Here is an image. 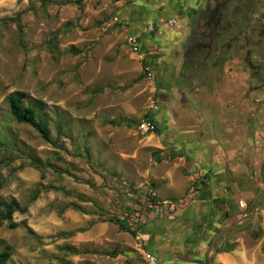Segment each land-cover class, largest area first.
Segmentation results:
<instances>
[{"label": "rangeland", "instance_id": "rangeland-1", "mask_svg": "<svg viewBox=\"0 0 264 264\" xmlns=\"http://www.w3.org/2000/svg\"><path fill=\"white\" fill-rule=\"evenodd\" d=\"M77 1L0 0V200L16 199L27 208L16 211L12 221H3L0 249L11 247L9 264H134L107 255L121 242L128 248L137 238L123 233L111 219H127L144 233L149 214L171 218L184 208L194 213L187 217L192 243L208 251L219 230L247 222L262 199L251 184L230 183L223 185L228 192L222 201L210 200L216 192L212 178L222 173L211 168V156L190 152L197 145L204 150L200 144L185 145L191 138L180 136L183 129L178 125L185 117L177 85L168 89V72L164 78L149 75L145 59L129 45L132 25L127 18L134 21L143 15L146 23L152 19L145 36L154 41L155 21L166 31L183 27L179 12H161L153 0H145L138 11L128 9L135 0ZM123 8L127 18L121 20ZM154 54L152 70L163 63L160 51ZM15 92L23 95L24 105L38 108L52 142L14 118L9 96ZM193 99L188 97L186 103L195 111L199 108ZM194 113L201 128L212 132L215 147L224 149L228 137L237 144L232 134L221 135L210 115ZM122 118L128 121L114 123ZM147 118L156 120L155 132L139 129ZM171 168L191 177V185L182 197L168 200L159 189L166 186L165 172ZM245 173L242 170L239 178H247ZM254 173L255 192L264 197V188L256 186V177L264 179V167L254 168ZM149 193L158 201L153 203ZM94 226V239L87 240L85 232ZM238 236L248 239L247 264H264V206L246 227L219 236L212 251L227 249L229 240Z\"/></svg>", "mask_w": 264, "mask_h": 264}, {"label": "crops", "instance_id": "crops-1", "mask_svg": "<svg viewBox=\"0 0 264 264\" xmlns=\"http://www.w3.org/2000/svg\"><path fill=\"white\" fill-rule=\"evenodd\" d=\"M153 1L157 6H160L159 11L161 12L163 10L166 12L171 11L172 13H175V11L179 12L180 18L184 24L183 27L181 26V28L179 29L166 31L163 27H161L160 24L157 23L158 21H155L154 24L157 33H160L163 39L162 41L158 42L157 38L155 37L154 42L151 39L152 37L150 39H147V37L145 36L147 35V32L145 33V27L148 22H154L152 21V19H147L148 22L146 23V17L143 15H139L133 21L123 15V13L126 11V9L123 8L120 11V15L122 17L121 20H124L123 18H127L131 21L132 29L126 38L128 39V36L132 34H137L139 36L140 52L136 54H139L140 57L145 59L146 62L151 63L152 59L154 60V62H157L154 58V52L160 51L161 61H163V63L158 65V69L152 70V74H154L155 72L159 78H164L163 73L168 72V79H170V77H172L178 70L179 66L181 65L180 63H182L181 59H176V61L172 57L176 54L177 49L175 48H177L178 45L183 43L187 38L190 31L191 22L194 23L199 18L201 19V10L205 8L207 3L206 0ZM145 3V0H135L130 4L128 9L138 11L139 9L144 7ZM162 3H165V5H160ZM147 13H150L149 9H147L145 15ZM172 19H174V17L170 18V20ZM137 23H141L143 25H137ZM147 44H155V48H153L152 46L150 48L147 46ZM149 48L151 49L150 52H148ZM163 50H165L166 53H163ZM227 68L228 63L226 64L222 72L218 85L212 86L205 91L202 90L196 95V98L194 97L193 101L196 102V105L199 108L198 110H191L189 108V104L180 106L182 108L181 113H183L185 117L184 124L187 120H193L195 124L192 126L191 122H187L185 125L186 127L183 126L184 124L178 125L180 126V128L182 126L183 129V132L180 134V136L182 138H191L185 140V145L188 142L189 144L190 142H192L193 144H200L204 148V150H199L197 145V147L195 148L191 147L192 150L190 152H198L201 155L204 154L211 156L210 160L214 161L211 168L214 169L216 173H222L223 175L219 176L222 179L220 181L218 176L212 178L213 181L215 180L216 192H213V195L210 198L211 201H222L221 195L228 192V189L223 192V185H230V183H233V185L236 184L241 186L251 184L253 188V186L255 185L254 180H256L254 178V168L261 169L262 167H264V117L257 118L254 126H252L246 118L242 119L237 114L233 116L230 100V90L232 87L230 77L227 74ZM207 97L213 98L210 99L207 104H203L204 100ZM212 100H215L216 102L211 103ZM197 111L204 112L205 114L207 113L211 116L212 120L215 119L219 123L218 130L221 132V135L228 137L229 134H232L233 136H231V138L236 140L237 144L233 143L230 137H228L229 140L227 139L226 141H224L225 146L227 144V141L230 143L224 149L215 147L213 144V139H211L210 137L212 136V132L208 131L209 129L206 130L201 128V121L197 120L194 113ZM185 128L191 131L193 135L190 136L189 133H185ZM199 128H201L203 131H199ZM206 136L207 138H209V140H206ZM214 152L223 153V158H218V156L214 157ZM174 168L166 169V186L159 189V193H162L163 197L169 198L168 200H170V198L177 199L182 197L191 185V177L184 176L182 174L179 175V173L177 174L175 172L177 170H174ZM242 170L246 171L245 175H247V178H239ZM256 178V186L264 188V186H262L264 184V179L261 180L259 177ZM200 202L204 203L202 200H200ZM186 213H191V211L184 208L180 209L175 212L174 215L171 216V218L167 217L165 213L164 216L163 213L160 214L161 216L157 214L154 215L153 213L149 214L150 218L148 220V223L146 224V230L144 231V233L138 231L136 235L137 238L133 242H130V247L126 248L124 244L125 241H123L120 244L121 247L115 248L116 251L111 250L112 252H117V254L115 255V259L119 258L121 260H124L125 263L129 261L134 264H144L143 252L144 250H149L158 256L161 264H185V261L195 264H204L202 260L208 259V251L204 250V247L201 244H198V242L192 243L190 235L193 233V230L191 228V224L187 223V217L192 218V215L194 213ZM96 229V226L88 229L85 232V234L87 233L85 238L92 241L94 239ZM123 233L128 232L123 231ZM141 235H146V240L143 242V247H141L139 241L137 240ZM242 236L230 239V247H228L227 249L212 251L210 253V257L213 261V264H247L248 260H251L250 250L247 242L248 239H245ZM125 238H127V236ZM90 241H87L86 243H90ZM85 250L86 255L90 256V249ZM109 252L110 251H107L106 253L107 255L111 256ZM206 262L208 263L209 261L206 260Z\"/></svg>", "mask_w": 264, "mask_h": 264}, {"label": "flooded vegetation", "instance_id": "flooded-vegetation-1", "mask_svg": "<svg viewBox=\"0 0 264 264\" xmlns=\"http://www.w3.org/2000/svg\"><path fill=\"white\" fill-rule=\"evenodd\" d=\"M206 3L201 19L191 22L187 38L175 48L172 57L182 63L168 89L177 85L184 106L188 97L218 85L228 63L232 114L254 126L264 117V0Z\"/></svg>", "mask_w": 264, "mask_h": 264}, {"label": "trees", "instance_id": "trees-1", "mask_svg": "<svg viewBox=\"0 0 264 264\" xmlns=\"http://www.w3.org/2000/svg\"><path fill=\"white\" fill-rule=\"evenodd\" d=\"M73 0H66V2H72ZM78 4H80V0L77 1ZM19 20V19H18ZM20 21V20H19ZM20 23V22H19ZM156 38L158 42L162 41V37L160 33H155ZM150 62H146V64H149ZM9 103L11 107V112L14 116V118L18 122H23V123H28L32 125L40 134L41 136L48 142H52L51 137H50V130L48 127L47 122L41 118H38V113L39 110L38 108L34 107L33 105H24L23 103V95L20 92H15L12 93L9 96ZM157 126V122L154 118H150ZM128 121L126 118H122L120 121H114V123H120ZM130 122H134L131 120ZM158 127V126H157ZM157 130V128H156ZM45 175L42 174V178H44ZM45 189L50 188L49 186L44 185L43 186ZM147 196L150 198V200L155 203L158 201L156 196H153L152 193L147 194ZM26 211L27 208H21L18 200L12 199L10 201H3L0 200V227L3 224V221L5 220H13L14 213L16 211ZM112 221L115 220L119 224V228L123 231H127L131 233L132 235H137L139 228L133 227L131 224L128 223L127 219H120V218H112ZM11 227H15L16 223L11 222ZM117 252L113 251L110 255H116ZM12 256V250L11 247H8L6 249H0V264H9V261Z\"/></svg>", "mask_w": 264, "mask_h": 264}, {"label": "built area", "instance_id": "built-area-1", "mask_svg": "<svg viewBox=\"0 0 264 264\" xmlns=\"http://www.w3.org/2000/svg\"><path fill=\"white\" fill-rule=\"evenodd\" d=\"M118 20V18H116V21ZM176 22L175 19L170 20L171 24H174ZM128 42L129 45L131 47V49L133 50V52L135 53H139L140 52V38L137 34H132L128 36ZM145 70L149 75H152V67L151 64H146L145 66ZM139 129L143 132V133H150V132H155L156 131V124L151 120V119H142L141 122L139 123ZM139 243L141 245V247H143L144 245V241L146 240V235H141L138 237ZM144 255V264H161L160 259L158 258L157 255H155L154 253H152L149 250H144L143 252Z\"/></svg>", "mask_w": 264, "mask_h": 264}, {"label": "water", "instance_id": "water-1", "mask_svg": "<svg viewBox=\"0 0 264 264\" xmlns=\"http://www.w3.org/2000/svg\"><path fill=\"white\" fill-rule=\"evenodd\" d=\"M253 190H254V194L262 199V203L259 205L258 208L253 209V211L251 213V216H250V218H249V220L247 222H245L243 224H240V225H238V226H236L234 228H230L228 226H225L224 228L219 230L214 235V237L212 238L211 244H210V246L208 248V253H207V258H208L209 264H212L210 253L213 250V248H214V246H215V244L217 242L218 237L221 236L223 233H226L228 235H232V234L236 233L238 230L246 227L253 220V216L257 213V211L260 210L264 206V197L261 194H257L255 192V187L254 186H253Z\"/></svg>", "mask_w": 264, "mask_h": 264}]
</instances>
